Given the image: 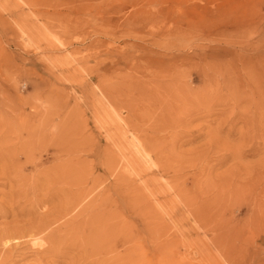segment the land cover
<instances>
[{"label":"rangeland","instance_id":"rangeland-1","mask_svg":"<svg viewBox=\"0 0 264 264\" xmlns=\"http://www.w3.org/2000/svg\"><path fill=\"white\" fill-rule=\"evenodd\" d=\"M263 189L264 0H0V264H264Z\"/></svg>","mask_w":264,"mask_h":264},{"label":"bare ground","instance_id":"bare-ground-1","mask_svg":"<svg viewBox=\"0 0 264 264\" xmlns=\"http://www.w3.org/2000/svg\"><path fill=\"white\" fill-rule=\"evenodd\" d=\"M132 142V141H131ZM141 142V141H140ZM148 141H145V144H147L148 145V143H147ZM144 144V143H143ZM140 146V145H139ZM134 147H136V146H134ZM141 148H143V147H141ZM146 148H147V146H146ZM54 152V151H53ZM143 152H144V150H143ZM260 169V168H259ZM257 170V169H256ZM257 177V176H256ZM262 180V179H261ZM253 182V181H252ZM82 183V182H81ZM69 185H71L70 184V182H69ZM74 186H75V184H73ZM249 185V184H248ZM81 186V185H80ZM76 187V186H75ZM119 187H121V186H119ZM250 187V186H249ZM135 189V188H134ZM165 189V188H164ZM74 190V189H73ZM88 190V189H87ZM119 190V189H118ZM117 190V191H118ZM122 190V189H121ZM130 190V189H129ZM147 190V189H146ZM150 190V189H149ZM148 190V191H149ZM264 190V189H263ZM262 190V191H263ZM85 191V190H84ZM90 191V190H89ZM115 192V191H114ZM136 192V191H135ZM100 193V192H99ZM105 193V192H104ZM116 193V192H115ZM120 193V192H119ZM119 193H117V194H119ZM132 193V192H131ZM151 193H152V191H151ZM73 194V193H72ZM90 195H91V193H90ZM105 195V194H104ZM112 195V194H111ZM120 195V194H119ZM68 196V195H67ZM88 196V194H87V192H85V194L84 193H82V192H80V191H78V192H76V193H74V195L73 196H71L72 197V199H70V200H72V203L73 204H75V206H77L76 207V209L78 208V206H79V208L78 209H80V205H81V209L79 210V211H81L78 215H77V217L79 216V215H81L83 212L85 213L86 211H89L90 212V214H92V215H94L95 217H92L91 215V217L93 218V219H91L92 221H93V225H94V227L96 228V230L95 229H93V227L92 228H90V229H88V230H85L84 232H83V235H82V237H83V239L85 240V242L87 243H91V245H93V247L95 246V245H97V247L98 248H93L92 246H90V245H88V246H90V247H92L91 249H93L94 251H98L99 250V253H101V250L99 249V247H101V242H102V239H105V238H110V236L117 230V229H119V228H124L125 230H128V229H132V227L134 226V223H132V221H131V223H128L129 222V220H127L128 222V224L126 223V224H123L122 222H121V219H123L124 217H120L118 214H113V215H111V216H106L105 215V213H104V211H103V209H101L100 207H102L103 205H102V202H99L98 200L100 199V198H98L97 200H92V201H90V202H87L86 201V204H84L83 203V201H85V199H86V197ZM113 196V195H112ZM127 196V195H126ZM132 196H134V195H132ZM137 196H140V195H137ZM95 197V196H94ZM98 197V196H97ZM108 197V196H107ZM121 197H123V196H121ZM151 197H152V195H151ZM69 198L70 197H68V201H69ZM88 198V197H87ZM103 198V197H102ZM125 198V197H124ZM139 198V197H138ZM145 198V197H144ZM143 198V199H144ZM64 199V198H63ZM126 199H127V197H126ZM132 199V198H131ZM130 199V200H131ZM140 199V198H139ZM62 200V199H61ZM101 200V199H100ZM136 200V199H135ZM154 200V199H153ZM43 201H45L46 202V200H43ZM63 201V200H62ZM96 201H98L97 203H96ZM105 201V200H104ZM103 201V202H104ZM106 201H108V200H106ZM132 201V200H131ZM139 200H137V202H138ZM143 201V200H142ZM155 201H156V199H155ZM65 202V201H64ZM135 202V201H134ZM134 202L132 201V203L131 202H129V204H130V207L133 205L134 206ZM117 203V202H116ZM158 203V202H157ZM62 204H64V203H62ZM61 204V205H62ZM68 204V203H67ZM71 204V203H70ZM95 204V205H94ZM97 205V206H96ZM102 205V206H101ZM105 205V204H104ZM142 205V204H141ZM144 205V204H143ZM63 206V205H62ZM126 206V205H125ZM131 207V209L132 208H134V207ZM258 209H259V211H262L263 212V216H264V204L262 203V202H259L258 203ZM59 207H60V205H59ZM106 207V206H105ZM108 207V206H107ZM138 207V206H137ZM69 208V207H68ZM116 208V207H115ZM60 209H61V207H60ZM70 209H72V208H70ZM75 209V208H74ZM75 209V210H76ZM164 209V208H163ZM64 210V209H63ZM74 210V211H75ZM118 210H120V209H118ZM128 210V209H127ZM136 211H138V208L137 209H135ZM148 210V209H147ZM160 210V207L158 206H155V205H153L152 207H151V209H150V211L155 215L153 218H154V221L156 222L155 223V225L157 226H159V228H160V222H159V218H158V215H160V213H162L163 211H159ZM65 215L63 216V217H65L66 216V214H68L71 210H66L65 209ZM77 211V210H76ZM139 211H141L140 209H139ZM138 211V212H139ZM145 211V210H144ZM54 212V211H53ZM73 212V211H72ZM71 212V213H72ZM125 212V211H124ZM147 213H148V211H146ZM71 213H69V214H71ZM88 213V212H87ZM118 213V212H117ZM128 213H130V212H128ZM168 213V212H167ZM57 214H59L58 212H57ZM63 214V213H62ZM77 214V213H76ZM131 214V213H130ZM139 214V213H138ZM72 215V214H71ZM87 214H85V216H86ZM121 215H122V213H121ZM52 216V215H51ZM55 216V215H54ZM123 216H124V214H123ZM128 216H129V214H128ZM142 216V215H141ZM46 217V216H45ZM58 216L56 215V218L55 219H58V218H61V217H58ZM69 217H71V216H69ZM89 217V216H88ZM127 217V216H126ZM143 217V216H142ZM48 217H46V218H44V216H43V219H42V221H40V222H38V224L35 226V227H31V225H30V228H28V229H22L21 228V230H22V232H21V234H20V232H19V230H20V228H19V230L17 231L19 234H20V237H25V236H35V240H37L36 239V235H39V237H40V234H44L45 235V238H50V239H54V238H56L58 235H59V237L61 238V236H62V234H61V236H60V231L58 230V229H56V230H54V228L51 226V225H53V222H54V220H50L52 217H50L49 219H47ZM54 218V217H53ZM66 218V217H65ZM82 218H83V215H82ZM90 218V217H89ZM150 218H151V215H150ZM161 218V217H160ZM40 219V218H39ZM67 219V218H66ZM73 219H75L76 220V218L75 217H73ZM84 219V218H83ZM136 219V218H135ZM144 219V218H143ZM69 220V219H68ZM125 220V219H124ZM56 221V220H55ZM65 221V220H64ZM73 221V220H72ZM145 221V220H144ZM149 221H150V219H149ZM57 222V221H56ZM63 222V221H62ZM61 222V223H62ZM58 224H59V222H57ZM57 223H56V225H57ZM78 223V222H77ZM77 223H76V225H77ZM84 223H86V221H85V219L84 220H81L80 221V227L82 226V225H84ZM165 224V223H164ZM55 224L53 225V226H56ZM60 225V224H59ZM58 225V226H59ZM68 225V224H67ZM73 225H74V223H73ZM144 225V224H143ZM22 226V225H21ZM24 226V225H23ZM58 226H56V227H58ZM61 226V225H60ZM59 226V227H60ZM147 226V225H146ZM84 227V226H83ZM68 228H69V225H68ZM67 228V229H68ZM79 228V227H78ZM135 228V227H134ZM133 228V229H134ZM138 228V227H137ZM168 228V227H167ZM62 230L63 229H65V227L64 228H61ZM71 229V228H70ZM132 229V230H133ZM17 230V229H16ZM16 230H15V232H16ZM84 230V229H83ZM145 230H146V228H145ZM161 230H163V229H161ZM166 230V229H165ZM68 231V230H67ZM66 231V232H67ZM78 231H80V230H78ZM10 232V231H9ZM13 232V231H12ZM16 232V233H17ZM71 232V231H70ZM81 232V231H80ZM125 232V231H124ZM127 232V231H126ZM129 232V231H128ZM17 233V234H18ZM72 233V232H71ZM70 233V234H71ZM79 233V232H78ZM136 233V232H135ZM163 233H165V231L163 232ZM7 235L9 234V233H6ZM11 235H12V233H10ZM18 234V235H19ZM66 234V233H65ZM80 234V233H79ZM161 233H159V235H160ZM129 235V234H128ZM130 235H132V232H131V234ZM154 235V234H153ZM166 235V234H165ZM16 236V238H17V235H14V237ZM65 236V235H64ZM64 236H62L63 238H64ZM67 236V235H66ZM65 236V237H66ZM75 236H76V234H75ZM115 236H117V235H115ZM132 236H134V235H132ZM152 236V235H151ZM162 236V235H161ZM13 237V236H12ZM11 237V238H12ZM39 237H37V238H39ZM78 237V236H77ZM81 237V236H80ZM129 237H131V236H129ZM136 237V236H135ZM158 237H160V236H158ZM8 238H10V237H8ZM8 238L6 239V242H4L5 244H8V242L10 243V241L11 240H8ZM33 238V237H32ZM31 238V239H32ZM132 238H134V237H132ZM150 238V237H149ZM160 238H162V237H160ZM14 239V238H13ZM28 239V238H27ZM34 239V238H33ZM47 239V240H48ZM120 239V238H119ZM131 239V238H130ZM16 240H18V239H16ZM41 240H42V238H41ZM46 240V239H45ZM44 240V241H45ZM78 240V239H77ZM136 240H137V238H136ZM135 240V241H136ZM151 240V239H150ZM162 240V239H161ZM160 240V241H161ZM163 240H165V239H163ZM167 240V239H166ZM165 240V241H166ZM79 241V240H78ZM104 241V240H103ZM121 241V240H120ZM14 242H15V240H14ZM18 242V241H17ZM32 242V241H31ZM40 242V241H39ZM39 242H36V243H39ZM46 242V241H45ZM45 242H43V243H45ZM49 242V241H48ZM52 242V241H51ZM61 242V241H60ZM106 242V241H105ZM113 242V241H112ZM129 242V241H128ZM134 242V241H133ZM151 242H153V241H151ZM156 242V241H155ZM157 242H159V241H157ZM35 243V242H34ZM34 243H33V246H35L34 245ZM66 242L64 241V244H65ZM131 243H132V241H131ZM17 244V243H16ZM15 244V245H16ZM47 244V243H46ZM56 244V243H55ZM54 244V245H55ZM80 244V243H79ZM83 244V243H82ZM111 244V243H110ZM156 244V243H155ZM158 244V243H157ZM156 244V245H157ZM161 244V243H160ZM163 244H164V241H163ZM19 245H21L20 244V240H19V244H18V246ZM41 245V248L45 245V244H43V246H42V244H38V245H36V247H38V246H40ZM112 245V244H111ZM114 245V244H113ZM125 245V244H124ZM133 245H134V243H133ZM136 245V244H135ZM162 245V244H161ZM166 245V244H165ZM46 246V245H45ZM44 246V247H45ZM153 246V245H152ZM11 247V246H10ZM57 247V244L55 245V248ZM61 246H59V250H61V248H63V247H61ZM73 247V246H72ZM107 247H108V245H107ZM115 247H116V245H115ZM166 247H167V245H166ZM14 248V247H13ZM17 248V247H16ZM53 248H54V246H52V248H50V249H52L53 250ZM65 249H66V247H64ZM73 248H75V247H73ZM113 248H114V246H113ZM117 248V247H116ZM164 248H165V246H164ZM86 249V248H85ZM88 249H90V248H88ZM135 249H136V247H135ZM138 249V248H137ZM166 249V248H165ZM14 250V249H13ZM48 247H47V249H45L44 248V251H42L43 253H48ZM59 250L57 251V252H59ZM67 250V249H66ZM66 250L64 251L63 249L61 250V251H64V253L66 252ZM131 250V249H130ZM134 249L132 248V251H133ZM163 250V249H162ZM161 250V251H162ZM15 251V250H14ZM51 251V250H50ZM55 251H56V249H55ZM60 251V252H61ZM68 251V250H67ZM115 251H117V249L115 250ZM122 251V250H121ZM121 251H119V252H121ZM125 251V250H124ZM127 251L128 250H126V252H122V254L121 255H123V253H127ZM154 251H155V249H154ZM166 251V250H165ZM12 252V251H11ZM10 252V253H11ZM16 252V251H15ZM15 252H14V254H15ZM53 252V251H52ZM87 252H88V250H87ZM105 252V251H104ZM109 252V251H108ZM107 252V253H108ZM118 252V251H117ZM134 252V251H133ZM42 253V254H43ZM62 254L61 253V255H66V254ZM94 253V252H93ZM93 253H92V255H93ZM103 253V252H102ZM106 253V252H105ZM110 253H112V252H110ZM135 253H138V252H135ZM41 254V253H40ZM59 254V253H58ZM90 254V253H89ZM95 254V253H94ZM98 254V253H97ZM109 254V253H108ZM146 254V253H145ZM151 254V253H150ZM163 254V253H162ZM8 255V254H7ZM45 255V254H44ZM92 255L90 254V256L92 257ZM99 255V254H98ZM110 255H112V254H110ZM114 255V254H113ZM116 255V254H115ZM153 255V254H152ZM62 256V257H63ZM101 256V255H100ZM154 256V255H153ZM156 256V255H155ZM8 257V256H7ZM61 257V256H60ZM102 257H103V255H102ZM5 258V257H4ZM53 257H51V259H52ZM87 258V257H86ZM89 258V257H88ZM109 258V257H108ZM112 258V257H111ZM110 258V259H111ZM116 258V257H115ZM152 258V257H151ZM160 258H161V256H160ZM9 259V258H8ZM100 259L102 260V258L100 257ZM100 259H98L99 261H100ZM104 259V258H103ZM113 259V258H112ZM124 259V258H123ZM141 259H143V257L141 258ZM145 259V258H144ZM5 260V259H4ZM88 260V259H87ZM97 259H95V261H96ZM106 260V259H105ZM104 260V261H105ZM115 260H117V259H115ZM115 260H113V261H115ZM119 260H121V259H119ZM118 260V261H119ZM161 260V259H160ZM162 260H163V258H162ZM3 261V260H2ZM1 261V262H2ZM112 261V260H111ZM118 261H117V263H118ZM141 261V260H140ZM144 261V260H143ZM93 262H94V259H93ZM93 262L91 263V261H90V263L91 264H93ZM120 262V261H119ZM127 264H136V261H135V259L131 256L127 261ZM7 263V262H6ZM83 263H85V262H83ZM96 263H99V262H96ZM95 263V264H96ZM100 263H101V261H100ZM110 263H112V262H110ZM120 263H122V261L120 262ZM146 263H148V260L146 261ZM36 264H38V263H36ZM113 264V263H112ZM115 264V263H114ZM145 264V263H144Z\"/></svg>","mask_w":264,"mask_h":264}]
</instances>
